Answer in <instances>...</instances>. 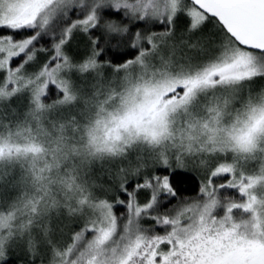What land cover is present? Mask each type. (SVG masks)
I'll use <instances>...</instances> for the list:
<instances>
[{
  "label": "snow or ice",
  "instance_id": "6c2138e0",
  "mask_svg": "<svg viewBox=\"0 0 264 264\" xmlns=\"http://www.w3.org/2000/svg\"><path fill=\"white\" fill-rule=\"evenodd\" d=\"M0 264H264V0H0Z\"/></svg>",
  "mask_w": 264,
  "mask_h": 264
}]
</instances>
